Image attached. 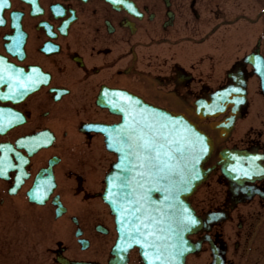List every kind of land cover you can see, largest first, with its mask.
<instances>
[{
    "label": "flooded vegetation",
    "instance_id": "1",
    "mask_svg": "<svg viewBox=\"0 0 264 264\" xmlns=\"http://www.w3.org/2000/svg\"><path fill=\"white\" fill-rule=\"evenodd\" d=\"M0 60L17 81L14 90L35 88L20 101H0L21 118L0 135V195L9 201L3 214L50 206L55 222L66 215L73 228L48 248L39 236L25 258L8 244L19 237L0 236V264H122L101 198L115 155L98 129L121 120L105 103L121 92L187 116L212 139L204 167L225 191L216 200L191 198L204 224L188 236L196 250L184 264H264V174L241 189L220 171L226 150L264 168V0H0ZM239 81L248 105L227 135L219 125L237 108L201 120V105ZM60 189L107 211L87 227L78 212L69 214ZM125 264H144L138 249Z\"/></svg>",
    "mask_w": 264,
    "mask_h": 264
},
{
    "label": "snow or ice",
    "instance_id": "2",
    "mask_svg": "<svg viewBox=\"0 0 264 264\" xmlns=\"http://www.w3.org/2000/svg\"><path fill=\"white\" fill-rule=\"evenodd\" d=\"M131 7V5H129ZM36 71V70H34ZM239 91V89H236ZM116 96H123L122 93H115ZM112 107H119L113 100L108 101ZM127 116V110H124ZM163 118H160L162 120ZM160 120H153V123L147 122L136 123L129 125L127 128H121L118 143L122 144L119 151L121 152L120 163L117 168H124L126 172L132 169L133 158L135 164L142 169L139 173L141 179L146 182L163 181L168 186L162 190L167 194L166 199L173 201L177 198L178 193L187 185L185 176L188 174L189 161L185 157V153L195 152V144L200 143L199 152L207 150V146L203 144L200 137H192L195 134H190L185 130L183 136L177 139H172L173 133L168 131V124L161 123ZM127 124V119H126ZM111 139V137H110ZM112 145L110 144L109 147ZM193 156V160H195ZM236 171V169H232ZM244 175H248L247 172ZM119 179L120 184L114 185L113 180ZM109 195L108 199H113L111 189L113 187L127 188L129 181L127 176L109 178L108 181ZM142 187V186H141ZM15 191V189H13ZM120 199H124L120 197ZM143 197H141V200ZM141 200L135 201L140 204ZM125 202H127L125 200ZM171 206V205H170ZM117 209L123 212V209L117 203ZM127 216L128 214L125 213ZM139 221V217H135ZM173 223L187 227L188 224H196L197 220L194 216L188 213L187 209H183ZM163 220L155 221L150 215H145L143 222L138 223L135 227H130L127 230L128 237L132 243L142 244L146 249L144 256L148 260V264H154V261H160L161 264H166L170 259H175L182 251L179 241L176 244H170L168 241L173 239L172 235H161L160 225ZM119 247V245H117ZM163 258V260H162Z\"/></svg>",
    "mask_w": 264,
    "mask_h": 264
},
{
    "label": "water",
    "instance_id": "3",
    "mask_svg": "<svg viewBox=\"0 0 264 264\" xmlns=\"http://www.w3.org/2000/svg\"><path fill=\"white\" fill-rule=\"evenodd\" d=\"M238 101L240 102L239 105L245 103V99L243 95L242 97H239ZM145 111L147 113H150L149 116H146L143 113L142 115L143 120L140 119L139 122L137 121V123L147 122L151 124L153 123L154 119L160 120V118H163L162 120H160V122L168 124L169 126L168 131L173 133L171 137L172 139H177L178 137L183 136L185 134V130H187L190 134H195L192 137L193 139H195V137L197 136L202 138L203 144L207 146V150L202 153L199 152L200 143L197 142L195 144V149H196L195 152L185 153V157L189 161L188 174L185 176V179L187 180V185L186 187L183 188V190H181L178 193L177 198L173 201H169L166 199L167 194L162 189L166 188L168 185L165 184L163 181L156 182L153 180L151 182H146L145 179H141L138 182L141 183L140 186L142 187L141 188L137 187L136 173H135L136 164L134 158L132 164V169L134 170L130 169L126 172L124 168H117L115 166L114 172L110 174L109 177V178L123 177L126 175L128 181L130 182L129 186L127 188L113 187L111 189V192L113 194L112 200L108 199L109 189L107 186V194L104 195L103 198L105 201L109 203L113 213L116 214L119 225H124L126 223L129 226V228L135 227L138 225V223L143 222L145 215H150L151 218L155 221L163 220V224L159 226L161 229L160 234L172 235L173 237H175V240L174 241L171 240V241H173L174 243H178L179 241L186 240L189 234L196 232V230L202 226V221L196 216L194 210L187 201V197L190 196L196 190V188L208 177V171L203 170L201 163L211 153L212 143L208 138L203 137L200 132H197L196 131L197 128L195 126L194 127L189 126L188 123L182 118H175L171 116V114H168L160 110L157 111L156 109L145 110ZM124 122L121 123V128L123 127ZM132 125H134L133 121H132ZM231 126H232V122H230L227 125V127L225 126L226 127L225 131L227 132L228 127L231 129ZM117 131L120 130L117 129ZM107 134L109 135V132ZM110 137L113 138L111 135ZM108 139H109V145L110 144L112 145L110 148L115 149L117 151L120 160L121 152L119 151V149L122 145H114L109 137ZM193 156L196 157L195 160H193ZM222 160L224 161L222 172L229 180H233L236 178L235 180L239 183H243L244 181H246V179L242 178L241 180V178H237L239 172L238 175H236V173L237 171H239L238 170L239 167L238 165L233 164V163H237V160L234 158L232 154L224 153V155L222 156ZM232 169H236V171H233ZM148 183H149V190H146V186ZM113 184L119 185L120 180L114 179ZM156 194H158V198L154 197V195ZM120 197H123L124 199H120ZM141 197H143L142 200ZM125 200L127 202H125ZM137 200H141L140 204L135 203V201ZM117 203L123 209V212L117 209L116 207ZM183 209H187L188 213H190L192 216L196 218L197 220L196 224H188L187 227H184L183 225L173 223V221L177 219L178 214ZM58 213L60 214L61 211ZM125 213H127L128 215L126 216ZM135 217H139V221ZM120 237H121L120 241L122 242L129 239L128 233L125 229H122L120 231ZM168 243H170V241H168ZM141 250L144 251L145 249L141 248ZM188 252L189 250L182 248V251L179 253V255L176 256L175 259H172L171 264H183L181 262H183V258L185 254H187Z\"/></svg>",
    "mask_w": 264,
    "mask_h": 264
},
{
    "label": "rangeland",
    "instance_id": "4",
    "mask_svg": "<svg viewBox=\"0 0 264 264\" xmlns=\"http://www.w3.org/2000/svg\"><path fill=\"white\" fill-rule=\"evenodd\" d=\"M244 51V47L240 45L239 53ZM255 87V86H254ZM255 89V88H254ZM252 100L257 101V97L252 94ZM257 105V103H256ZM251 110L255 107V104L252 103ZM247 120H244L240 125H245ZM57 150L55 149L54 152ZM225 185L219 183V179L213 175L209 181L203 184L200 188H198L197 192L192 196V200L195 201L197 199L210 201L211 199L216 200L221 197L222 192L225 191ZM62 195V198L69 208L70 213L78 212V216L80 221L83 222L87 227L90 224L94 223V216L99 211H107L106 206L102 203L97 204L96 201L90 202H80L79 197L76 198L72 194H68L65 190L60 189L59 191ZM2 198L4 199L5 206L2 204ZM24 201V200H23ZM21 201V202H23ZM9 201L6 199V196L0 195V236L2 237H10L16 236L19 237V242H10L8 243L10 246H20L19 250L21 258H25L27 256H31L34 253V247L37 242L38 237L42 236L46 237L45 247L48 248L49 243L52 239L59 240L64 239L66 237L73 235V228H70L68 221H65L68 216H64L65 218L60 222H55L53 209L50 206H46L41 208L27 207L23 205H19L18 210L12 212L11 215L3 214L5 208L7 210V206ZM77 208V209H76ZM1 215L4 218H1ZM89 220V221H88ZM107 222V220H106ZM56 236V237H54ZM43 244V243H41ZM63 244H66L63 242ZM6 247V246H5ZM31 247L29 251L28 248ZM54 247V246H53ZM72 247V246H70ZM8 250L5 248V251ZM38 250V248H37ZM14 252L17 255V250L14 248Z\"/></svg>",
    "mask_w": 264,
    "mask_h": 264
}]
</instances>
